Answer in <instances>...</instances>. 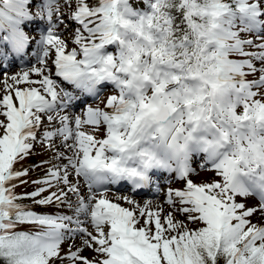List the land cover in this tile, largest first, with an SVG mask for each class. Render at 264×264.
Masks as SVG:
<instances>
[{
    "label": "snow or ice",
    "instance_id": "snow-or-ice-1",
    "mask_svg": "<svg viewBox=\"0 0 264 264\" xmlns=\"http://www.w3.org/2000/svg\"><path fill=\"white\" fill-rule=\"evenodd\" d=\"M146 2L0 0V58L36 47L0 77L3 264H264V0Z\"/></svg>",
    "mask_w": 264,
    "mask_h": 264
},
{
    "label": "rangeland",
    "instance_id": "rangeland-1",
    "mask_svg": "<svg viewBox=\"0 0 264 264\" xmlns=\"http://www.w3.org/2000/svg\"><path fill=\"white\" fill-rule=\"evenodd\" d=\"M130 2L131 3H133V6L134 7H136L137 8V10H139V11H141V12H143V11H148L149 9H148V5H147V2H146V0H130ZM64 11H69L68 9H64ZM65 20H66V25H61L60 26V29H59V31H61V32H63L64 33V35H65V37H67V36H69L70 34H71V32H70V30L71 29H74L75 27H76V25L74 24V23H72V22H70V21H68L67 20V17H65ZM41 23V25H44L45 23L43 22V21H41L40 22ZM66 28L68 29V30H66ZM254 39H258L257 37H253ZM70 46H72L71 44H70ZM32 48H33V46H32ZM31 48V50L30 51H28L27 53H28V55H30V57L28 56V57H23V59H21V58H19V64L18 63H12V64H10V65H7L6 64V66L8 67V68H1L0 69V77H2L3 76V74H7V73H11V72H15V73H18V72H20L19 70H21V69H26L27 68V66H28V64L29 63H32V64H35V59H36V57H35V53L33 54V51H35L36 52V49H32ZM111 50V51H110ZM108 51H110V52H112V51H114V46H110L109 48H108ZM30 53V54H29ZM12 54V53H11ZM9 56H12V55H9ZM17 58H18V56H17ZM4 64H5V61L2 59V58H0V66H4ZM253 77H248V79H252ZM65 87H66V89L67 90H69V91H72L71 90V86H69L66 82H65V85H64ZM112 92V88H111V86H109L107 89H105L104 91H103V96H102V99H105L106 100V98H107V96L110 94ZM83 102H85V98H82L79 102H78V105L76 106V108H75V110L76 111H79L80 110V108H81V104L83 103ZM86 102L88 103V104H91L92 106H96L97 105V103H99L97 100H95L94 98H92V97H87L86 98ZM99 106L100 107H104V105H103V103H100L99 104ZM71 111V110H70ZM38 147H36V151L38 152V149H39V151L40 152H42L43 151V146L42 145H37ZM43 155H45V152H43ZM41 157V155L40 156H32V157H29L28 159H26L25 161H23V164L24 165H29V164H32L33 163V161L35 160V161H38V160H43L42 159V157ZM195 159L197 160V162H202V159H203V157H202V155H200V156H197V157H195ZM17 167H19V165H17ZM194 167H195V165H194ZM42 173L39 171V170H37L35 173H31L28 177H24V179H27L28 181H29V184H27V185H22V186H20V187H18L17 189H16V192L19 194V193H22V192H30V191H32L33 190V188L34 187H36V185H33V184H31V181L32 180H34V179H36L39 175H41ZM215 176V173L213 172V171H203V170H200L199 171V174L198 175H195V176H193V179L195 180V181H197V182H199V181H201V180H210V179H212L213 177ZM179 181L180 180H174V179H171V182H166V181H164V178H163V181L160 183H158V187L157 186H155V188H154V191H153V193L152 194H150V195H143V196H139V195H136L135 196V198H139L141 201H145L146 199H149V198H151V199H157V198H160V199H163V197L166 195V191H167V188L168 187H172V188H174L173 186L175 185V184H177V185H179V187L181 186L182 187V184L181 183H179ZM161 184V185H160ZM162 187L161 189H160V187ZM113 193H109V195H112ZM125 194H127V195H132V194H130L129 192H125ZM253 202L257 199L256 197H252V198H250ZM163 201H165V200H163ZM34 208H35V210L36 211H38V212H43V211H48V212H52V211H55L56 210V206L55 205H52V206H49V207H47V208H41V207H39V206H33ZM61 211L63 210V211H67V209H60ZM68 214H71L70 212L68 213ZM91 230V229H90ZM76 244L77 245H79L80 244V237H77L76 238ZM87 250V249H86ZM86 250L84 251V255L86 256ZM89 251V250H88Z\"/></svg>",
    "mask_w": 264,
    "mask_h": 264
},
{
    "label": "bare ground",
    "instance_id": "bare-ground-1",
    "mask_svg": "<svg viewBox=\"0 0 264 264\" xmlns=\"http://www.w3.org/2000/svg\"><path fill=\"white\" fill-rule=\"evenodd\" d=\"M44 23H46V22H44ZM32 48V47H31ZM33 48L34 49H36V47L33 45ZM32 48V49H33ZM6 51H7V49H6ZM27 55H28V53H27ZM10 57V59L9 60H7V65H10V64H12L13 63V61H12V59H15V57L13 56V54H12V56H9ZM19 58V57H18ZM1 67V66H0ZM22 70H25V69H21V70H19L20 72L22 71ZM8 75H11V74H15V72L13 73V72H11V73H7ZM33 78H35V77H33ZM38 147V146H37ZM38 152H40L39 151V149H38ZM49 155H50V153H48V152H45V155H41V157H42V159H48V157H49ZM40 157V158H41ZM168 171H166L165 173H167ZM168 174V176H173V178L175 179L176 178V173H172V172H168L167 173ZM171 174V175H170ZM166 177V178H164V175L162 174L161 175V173H157V174H155V175H153V180L154 181H158V182H162L163 181V178H164V181H166V182H171V180H170V178L171 177ZM178 180V179H177ZM179 183H181L182 184V187H183V181H179ZM161 185V184H160ZM160 187V186H159ZM171 187V186H170ZM174 188H181V186L179 187V185H177V184H175L174 186H173ZM162 187H160V189H161ZM146 193H149V191L148 192H146ZM113 195V194H112ZM166 196V195H165ZM165 196L163 197V199H160V198H155V199H153L154 200V203H156V204H162L163 205V207L167 210V208H168V205L166 204V203H164V201L163 200H165ZM137 201H139L141 204H143L145 201H141L139 198H135ZM125 206H127V205H125ZM63 211V210H62ZM180 219H183L184 217L183 216H180L179 217ZM92 255V253H91V251L89 250H86V256H91Z\"/></svg>",
    "mask_w": 264,
    "mask_h": 264
},
{
    "label": "trees",
    "instance_id": "trees-1",
    "mask_svg": "<svg viewBox=\"0 0 264 264\" xmlns=\"http://www.w3.org/2000/svg\"><path fill=\"white\" fill-rule=\"evenodd\" d=\"M22 193H24V192H22ZM21 202L24 203V204H28V205L32 204V202L30 200H24V201H21ZM0 264H3V261H0Z\"/></svg>",
    "mask_w": 264,
    "mask_h": 264
}]
</instances>
